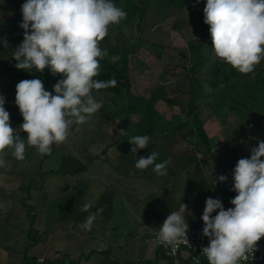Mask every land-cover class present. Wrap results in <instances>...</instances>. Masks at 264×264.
<instances>
[{
    "label": "clouds",
    "instance_id": "clouds-1",
    "mask_svg": "<svg viewBox=\"0 0 264 264\" xmlns=\"http://www.w3.org/2000/svg\"><path fill=\"white\" fill-rule=\"evenodd\" d=\"M21 12L24 38L14 51L15 67L29 72L49 68L53 75L64 78L53 91L46 90L41 79L16 84L15 104L23 118L19 130L11 126L5 98L0 94V167L6 165L7 149H12L16 160H24L26 144L42 155L51 154L54 144L68 139L73 123L83 125L102 108L93 90L115 87L117 81L115 77L95 79L100 74L99 61L108 55L100 43L110 26L127 15L113 0H26ZM203 12L215 56L241 74L252 73L264 60V0H206ZM118 59L112 56L113 62ZM20 132L27 133L26 140ZM149 142L148 135L132 137L129 143L135 147L131 152L148 148ZM158 156L154 151L141 156L135 167L145 170L153 166L156 174L166 175L171 158L157 163ZM232 178L236 195L230 203L234 207L225 210L220 199L211 197L205 201L202 232L209 244L202 253L208 264H242L250 256L254 258L258 242L264 238V141L252 149L250 158L238 160ZM217 180L224 182L227 177L220 175L213 184ZM92 207L86 203L82 210ZM186 211L191 215L181 203L179 210L171 211L163 221L157 234L161 245L175 248L188 243ZM102 212L100 208L90 213L79 227L90 231Z\"/></svg>",
    "mask_w": 264,
    "mask_h": 264
},
{
    "label": "rangeland",
    "instance_id": "rangeland-1",
    "mask_svg": "<svg viewBox=\"0 0 264 264\" xmlns=\"http://www.w3.org/2000/svg\"><path fill=\"white\" fill-rule=\"evenodd\" d=\"M25 2L26 0H0V21H12L15 15L23 17L21 7ZM139 5L140 12H138L137 18L133 21L132 25L128 27L121 26V28L115 27L110 31L109 44L116 48L119 55L126 49L133 51V54L129 56V74L135 91L150 95L155 88L164 87L167 100L157 101L155 104L156 109L167 120L175 122L185 120L188 116L186 117L183 110L186 108V103L184 102L186 101V94L190 87L191 75L189 68L191 67V57L185 59L180 53L187 51V45L190 41H199L201 37L200 17L204 13L201 0H199L198 4L196 0H184L179 6L171 4L168 0H147L146 3L140 0ZM4 29V27L0 28V32ZM14 32L13 30L12 33ZM4 36V33L2 35L0 33V49L10 52L12 60L16 63L17 61L13 58V55L15 49L23 41L24 31L16 27V46L12 51L8 50V46L10 45L11 47L12 39H6L7 36ZM141 42L145 44H141ZM157 46L162 47V49L157 48ZM210 59L211 61L218 59L214 54V50H212ZM7 64L8 57L0 54V94L7 93L5 105L8 107H5V109L10 113V117L16 112V128L14 125L11 126L19 130L20 125L23 123V118L15 104V93L16 84L23 80V78L18 70H15L13 73H11L12 71H7ZM210 64L209 62L208 66L201 73L197 89L199 96L195 100V107L199 112L198 120L208 136L211 151H208L204 143L201 142L196 119L193 116H189L187 119L190 126L184 131L186 137L183 138L180 133L152 136L150 137L148 148L139 149L137 153L132 152L131 155V161L134 164L132 166L133 174L135 176L138 174L143 177L150 176L149 173H151L153 166H149L145 170L137 169L135 163L139 157H147V155L154 151L159 153L157 158L161 161L171 158L168 169H173L175 172L176 169H182L181 178H179L182 181L178 179V182L174 184V187L177 188L181 196L185 190L188 191L189 189V187L187 188L189 183L184 180L187 170L193 171L200 168L202 175L212 183L214 182V178L222 174L232 178L238 160L244 156L245 152L251 150L259 139L253 133V124L257 121L258 116L251 111L250 102L243 99V82L230 80V82L222 83L220 88L214 90L208 83L210 78ZM261 64L264 67V60L261 61ZM119 67L122 68V65L119 64ZM233 87L236 91L235 93L230 92ZM226 89H228V92ZM224 93H226L228 99L240 101L248 109H244L243 112L237 111L228 102L223 104L219 109L216 108L214 96L218 99ZM240 93H242V98L239 97ZM97 95L99 96V94ZM102 100H108L110 104L112 103L111 98L104 99L102 97ZM118 104L121 105V102ZM114 107L117 109L116 106H112L113 109ZM130 119L136 121L138 118L132 117ZM121 128L122 125L111 120L109 111H105L102 106L83 125L73 123L68 139L62 144L53 145L56 151L51 158L45 161L43 169H49L51 166L59 168L63 157L71 153L73 156H78L82 159L80 165H84L88 159H93L98 154L100 155L99 160L101 162L105 161L111 155L107 151L105 153L104 149L115 146L113 144H115L120 136ZM20 134H23L22 138L26 139L27 133L20 132ZM29 147L36 152L33 154V156H36L35 160L45 156L40 154L36 148ZM83 151L86 154L84 153L83 155ZM118 151L121 152V150ZM124 162L127 161L122 160V164ZM122 169L126 171L130 168L127 166L124 169V165H122ZM77 177L68 176L63 173L59 175L54 173V175H48L45 178L37 177L35 182L39 185L43 184V191L54 199H71L75 195L76 189H79L77 187ZM138 183L144 185L143 182L140 183L139 181ZM218 183L221 182L217 180L214 185L218 186ZM224 184H226L225 181L224 183L222 182L223 186ZM221 195L222 192L219 190L217 197L221 199ZM196 197L197 201H200V206L196 209L191 208L196 210L193 211V214L196 212L201 214L204 211V198L200 193ZM64 203L66 202L64 201ZM51 204L54 206L53 202ZM187 208L191 210L190 207ZM18 209L17 214L14 211L10 221H15L16 215H19L24 227V223L26 222L25 214L29 211V208L25 209L23 205H20ZM201 221L202 219L196 215H193V218L187 219L188 224H197ZM13 232L15 237H20V241L15 242L12 247L24 254L30 241L27 236H24L25 234L22 236V231H20L19 235L16 234L15 230ZM52 245L53 249L51 253L50 249L43 248L44 244L41 243L37 249H40V251L36 253V259L41 260L49 256L50 258L59 257L62 260L63 251L53 242ZM88 253L89 251H86V255ZM5 256V250L3 248L0 249V261ZM73 258L75 257L73 256ZM112 258L116 259L119 263H124L128 260L123 258L122 255H118V252H114ZM101 259L102 257L97 258L88 264H99ZM84 261L86 260L84 259ZM150 262H155L154 257ZM32 263L36 264L34 261L22 262V264ZM69 263L70 260L63 261V264ZM18 264H21V261ZM43 264L49 263L45 262ZM158 264H162V261Z\"/></svg>",
    "mask_w": 264,
    "mask_h": 264
},
{
    "label": "crops",
    "instance_id": "crops-1",
    "mask_svg": "<svg viewBox=\"0 0 264 264\" xmlns=\"http://www.w3.org/2000/svg\"><path fill=\"white\" fill-rule=\"evenodd\" d=\"M15 17L16 15L14 19ZM2 27L5 28L2 31L5 34L4 37L12 39L11 47L8 46V50L12 51L16 46V22L13 20L0 21V28ZM13 30L14 33H12ZM2 32H0L1 35ZM13 72L15 70L11 73ZM2 95L6 98L7 93ZM5 107L8 106L5 105ZM10 118V124L16 128V112ZM20 135L23 137V134ZM118 150L120 149L116 146H110L104 149L105 153L107 151L111 155L105 161L101 162L98 154L95 158L86 161L83 165L86 167L84 171L77 174L63 173L72 177L78 176L77 187L79 189H76V193L71 199H54L43 191V184L39 185L35 182L37 177L45 178L48 175H54L63 167V160L67 157H74L79 162L82 159L71 153L63 157L59 168L51 166L44 170L43 164L56 151L53 146L51 154L35 160L36 156L33 154L36 152L26 144L25 159L22 161L16 160L11 155L12 149H7L6 165L0 167V249L3 248L6 252L5 258L0 261V264H18L19 261L21 264L25 261L51 264L54 260H79L77 264H88L100 257L102 259L99 264H107L106 255L109 256L111 262L117 261L112 258L114 252H118V255H122L128 260L150 261L154 257V261H156L158 259L157 248L145 241L146 229L160 227L171 211L179 210L181 203L190 208L199 207L200 201H197L196 197L198 193L204 198V208L207 198L219 199L217 197L218 187L204 175L196 181L195 185L191 186V181L186 173L184 180L189 183L187 186L189 189L185 190L182 196L174 187V184L181 178L180 169H176L175 172L173 169L167 168L174 172L173 175L170 176L167 171V176H161L156 174L151 167V173H149L150 170L148 171L149 177L138 174L135 176L132 170L134 165L131 161L132 152L129 151L121 156L122 151ZM82 153L86 154L85 151ZM122 160H126L128 163L122 164ZM122 165H124V169L127 166L130 169L123 171ZM179 180L182 181V179ZM139 181L144 185H140ZM52 202L56 207L51 204ZM86 203H92L93 207L84 211L82 209ZM20 205H23L25 209L29 208L25 214L24 227L19 215H16L15 221H10L14 211L16 214L19 211ZM100 208L103 209V212L97 215L91 230H82L79 225L85 222L90 213H96ZM193 208L190 210L192 215L186 211V220L193 218V215L202 217L203 213L193 214V211H196ZM187 209L189 210V208ZM216 214L214 212L212 215ZM32 219L33 230L40 240L28 250L27 258H25L22 252L12 247L15 242L20 241V237H15L13 231L15 230L18 235L22 231V236L25 234L24 236L29 239L28 232ZM263 239L258 242V249L262 253H264ZM52 242L63 251L61 257L63 259L50 258L49 256L41 260L36 259V253L40 251V249L37 250L38 246L43 243V248L50 249L51 252ZM86 251H89L87 255ZM161 261L162 264H169L167 261L159 260V262ZM171 264H193V262L190 253L183 251L173 259Z\"/></svg>",
    "mask_w": 264,
    "mask_h": 264
},
{
    "label": "trees",
    "instance_id": "trees-1",
    "mask_svg": "<svg viewBox=\"0 0 264 264\" xmlns=\"http://www.w3.org/2000/svg\"><path fill=\"white\" fill-rule=\"evenodd\" d=\"M140 0H113V3L126 12V18L122 19L119 24L112 25L109 28L108 35L100 43L102 50H107L108 55L101 59L100 62V74L95 77L98 80L107 81L115 77L117 84L115 87H109L106 89H101L99 91L93 90L94 99L97 102L103 103V108L105 111H109L111 120L120 121L122 125L121 130L124 132L120 134L118 139L115 142V146L122 151V155L131 151L135 145L129 143V140L137 135H148L149 137L157 136L160 134H173L180 133L184 138L185 129L188 128L189 121L188 117L193 116L198 123V134L201 137V142L204 143L208 151H211L209 146V139L202 127V124L198 120V110L195 107V100L199 96L197 92L200 77L203 69L210 64V78L208 80L209 85L214 89L220 88L222 83L230 82V80H236L243 82L244 84V96L243 99L249 101L251 104V111L258 116L257 121L253 124V133L259 139L253 146V148L258 147L259 142L264 141V67L260 63L257 65L252 73L241 74L235 69L231 68L229 65L221 62L219 59L216 61H211L212 54V40L210 36L209 26L204 23V13L200 17L201 23V37L199 41H190L187 45V51L180 53L181 56L185 59L191 57V67L190 70V87L187 92V98L184 103H186V108L183 110L186 114L185 120H178V122L170 121L165 119L163 115L156 109L155 104L159 100H167L165 95L164 87L155 88L150 95H145L143 93H138L135 91L130 74H129V56L133 54V51L130 49L124 50L120 55L116 51L115 47H112L109 42L110 31L115 28H121V26H130L133 21L137 18L138 12H140ZM144 3L147 0H143ZM171 4L179 6L180 3H183L184 0H168ZM206 0H201L202 8L204 9ZM13 22H16V27H19L20 30L24 31L20 27V24L23 22V17L16 16ZM141 44H145L141 42ZM156 47V46H155ZM161 48L162 47H158ZM0 54L2 56L8 57V64L6 65L7 71L18 70L20 71L21 77L24 79H41L44 87L48 91H53L54 85L61 79H63L62 74L53 75L49 68H45L43 72H39L36 69H32L31 72L20 70L15 67L16 63L12 60L11 55L8 51H3L0 49ZM112 56H118L119 59L117 62L112 61ZM119 64L122 65V68L119 67ZM228 92V89H226ZM235 93V89L230 91ZM239 93V92H237ZM99 94V96L97 95ZM242 93L239 94V97L242 98ZM185 95V96H186ZM216 95V94H215ZM111 98V102L108 100H102ZM231 100V101H230ZM121 102V105L118 104ZM231 103H230V102ZM214 102L216 108H220L226 102L237 111L243 112L244 109H248L240 101H232L228 99L226 93L222 94V97L218 98L214 96ZM120 105V107H118ZM116 106L117 109L112 108ZM137 117L136 121H132L130 118ZM191 128V127H190ZM192 130V128H191ZM21 136V135H20ZM22 138V136H21ZM252 148V149H253ZM252 149L245 152L242 158H250L252 154ZM162 162L157 158V163ZM86 169L85 166L80 165V162L73 158L67 157L63 160V167L56 171L55 173H65V174H77ZM182 171V169H180ZM186 171V170H184ZM169 175H173L172 170H168ZM189 180L191 181L190 185H195L196 181L202 177V170L200 168L195 170L186 171ZM227 177L224 186L221 183H218V190H221V201L225 209L234 207L230 201L236 195L235 191L232 190L233 178L228 177L225 174H222ZM224 183V182H223ZM24 205H26L24 203ZM29 245L27 246L24 256L27 258L28 250L39 242V236L33 230V219L30 223V229L28 232ZM157 258L154 263L150 261H136V260H127L124 263H119L118 261L111 262L109 256L106 255L105 260L107 264H158L159 260L167 261L169 264L173 262L172 258H169L165 255V252L157 248L156 249ZM88 258V257H86ZM79 260H70L69 264H77ZM53 263L63 264V261L54 260ZM193 264H196L193 262ZM199 264H208L205 261H202Z\"/></svg>",
    "mask_w": 264,
    "mask_h": 264
},
{
    "label": "built area",
    "instance_id": "built-area-1",
    "mask_svg": "<svg viewBox=\"0 0 264 264\" xmlns=\"http://www.w3.org/2000/svg\"><path fill=\"white\" fill-rule=\"evenodd\" d=\"M204 223L201 221L198 224H189V230L187 231L188 243H181L177 247H166L161 245L157 239L159 227L146 229L145 241L154 246L160 248L165 252V255L169 258H177L183 251H187L191 255V261L199 264L202 261L208 263L207 258L202 253V249L209 244L208 237L203 235ZM242 264H264V253L259 249L255 252L254 258L249 257L248 261L242 262Z\"/></svg>",
    "mask_w": 264,
    "mask_h": 264
}]
</instances>
